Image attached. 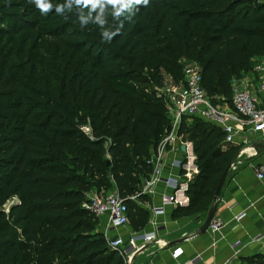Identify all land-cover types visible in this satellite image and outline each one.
I'll return each instance as SVG.
<instances>
[{"label":"trees","instance_id":"obj_1","mask_svg":"<svg viewBox=\"0 0 264 264\" xmlns=\"http://www.w3.org/2000/svg\"><path fill=\"white\" fill-rule=\"evenodd\" d=\"M48 2L43 11L34 0H0L9 34L52 42L40 48V70L21 51L0 70V264H127L84 207L89 194L115 189L132 230L145 229L150 198L141 186L170 128L158 90L183 81V62L196 63L211 103L229 105L230 80L264 58V2ZM178 135L191 145L196 173L174 220L206 213L240 151L198 119L183 121Z\"/></svg>","mask_w":264,"mask_h":264},{"label":"built area","instance_id":"obj_2","mask_svg":"<svg viewBox=\"0 0 264 264\" xmlns=\"http://www.w3.org/2000/svg\"><path fill=\"white\" fill-rule=\"evenodd\" d=\"M251 72L254 74V79H252L255 81L254 83L245 76L230 80L229 105L225 103L213 105L211 103L210 98L206 96L200 86L199 67L196 63L184 65L183 81L180 84H168L158 90V95L163 98L165 104L170 128L161 138L156 149L152 151L149 159L152 171L149 177L142 182L141 194L152 196L155 186L158 184H162L172 194L160 196V207L151 208L154 216L164 215L166 206L183 205L182 201L177 200L176 194L178 192L185 193L187 182L196 173L194 157H187L186 153L184 154L180 150L181 146L186 148L189 144L178 135L183 121L189 122L191 119H198L219 128L223 135L222 144L224 145L245 147L249 143L250 135L260 134L264 137V58H258L253 63ZM252 84H255V89ZM229 169L233 171L232 164ZM166 170L169 171L168 174H165ZM181 171L184 173L181 174ZM263 176L264 167L258 168L255 178L261 180ZM84 207L100 223L103 222V219L106 220L102 224L101 232L108 248L123 253L121 248L126 242L116 232L128 225L127 208L116 190L106 194L90 193L88 203ZM243 216L244 214L241 213L235 220ZM220 228V221L212 218L206 230L215 233ZM165 230L164 224L154 225L153 230L149 233H135L130 236L127 244L133 249L132 254L142 249L146 244L156 241L157 235ZM231 249L234 250V248ZM261 251L264 255V244L261 245ZM179 252L180 250L173 251L172 256L177 258L180 255ZM131 255L127 257L125 255L127 264L131 260ZM197 261L199 258L195 257L193 262ZM223 264L246 263L237 259V252L233 251L231 257Z\"/></svg>","mask_w":264,"mask_h":264},{"label":"crops","instance_id":"obj_3","mask_svg":"<svg viewBox=\"0 0 264 264\" xmlns=\"http://www.w3.org/2000/svg\"><path fill=\"white\" fill-rule=\"evenodd\" d=\"M257 59L253 58L252 65ZM243 76L248 77L252 83L255 82L252 80L254 74L251 70L240 77ZM254 85L252 84L255 89ZM248 141L245 147H240V151L233 159L231 163L234 167L233 171L227 169L215 203L212 218L220 221L219 231L211 233L205 230L198 233L205 213L172 219L171 213L175 206H166L164 215L154 216L151 208L160 207V196L172 194L162 184H158L155 186L154 194L149 197L150 202L144 205L150 213L149 223L139 233L151 232L154 225L164 224L166 230L157 235L156 241L146 244L132 254L133 249L129 247L127 241L136 232L129 224L118 229L116 234L126 242L121 248L124 255L127 257L132 254L129 264H223L231 257L233 251L237 252V259L246 264H264V255L261 251V245L264 244V176L261 180L255 178L258 168L264 167V137L260 134H252L248 137ZM182 148L184 146H181L180 150L186 153L187 157L193 156L191 145L188 144L184 150ZM168 173L169 171L166 170L165 174ZM176 198L187 205L185 193L178 192ZM241 213L244 216L235 220ZM105 221L103 219L100 223V232ZM139 245L141 246L140 243ZM175 250H180L177 258L172 256ZM195 257H198L199 261L194 263Z\"/></svg>","mask_w":264,"mask_h":264},{"label":"rangeland","instance_id":"obj_4","mask_svg":"<svg viewBox=\"0 0 264 264\" xmlns=\"http://www.w3.org/2000/svg\"><path fill=\"white\" fill-rule=\"evenodd\" d=\"M25 1L28 2V0ZM257 1L264 2L263 0ZM0 28L4 31V33L0 34V70L4 66L8 68L14 62V56L20 51L22 52V61L23 63L27 64L28 68L40 70L39 60L42 57L40 48L43 44L51 45L52 42L48 39H45L41 35L36 34L32 36L31 32H27L21 36H14L9 34V32L6 31L4 27L2 28V25H0ZM222 103L220 101V104ZM114 190L115 189H110L106 193L112 192ZM14 200L15 199L9 200L6 205L2 207V209L7 211L8 207L13 203Z\"/></svg>","mask_w":264,"mask_h":264},{"label":"clouds","instance_id":"obj_5","mask_svg":"<svg viewBox=\"0 0 264 264\" xmlns=\"http://www.w3.org/2000/svg\"><path fill=\"white\" fill-rule=\"evenodd\" d=\"M109 2L113 3V4H118L119 7L121 9L129 7L131 5H143V6H147L149 3V0H109ZM34 3L36 4V6L43 11H47L51 5L48 2V0H34ZM77 3H95V0H77ZM60 8L59 6H57V11H59ZM116 32H113L111 34L109 33H104V35L109 36V38H111V36L116 35Z\"/></svg>","mask_w":264,"mask_h":264},{"label":"water","instance_id":"obj_6","mask_svg":"<svg viewBox=\"0 0 264 264\" xmlns=\"http://www.w3.org/2000/svg\"><path fill=\"white\" fill-rule=\"evenodd\" d=\"M182 149L184 150V148H182ZM189 150H190V147H189ZM225 176H226V171L221 175V177H220V179H219V181H218V183L216 185V188H215L213 196H212L213 204L206 211L204 221H203L202 225L198 228V233L204 232L206 230L209 222L211 221V219L213 217L214 210H215V203L217 202V199H218V196H219V192H220V189H221V187L223 185ZM183 205L186 206V203L183 204Z\"/></svg>","mask_w":264,"mask_h":264}]
</instances>
